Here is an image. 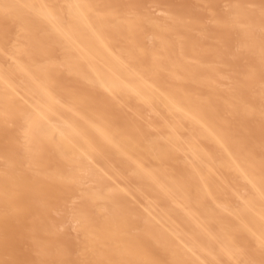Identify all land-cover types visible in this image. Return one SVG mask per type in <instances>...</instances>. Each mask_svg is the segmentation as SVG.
<instances>
[{"label": "bare ground", "instance_id": "obj_1", "mask_svg": "<svg viewBox=\"0 0 264 264\" xmlns=\"http://www.w3.org/2000/svg\"><path fill=\"white\" fill-rule=\"evenodd\" d=\"M0 264H264V0H0Z\"/></svg>", "mask_w": 264, "mask_h": 264}]
</instances>
